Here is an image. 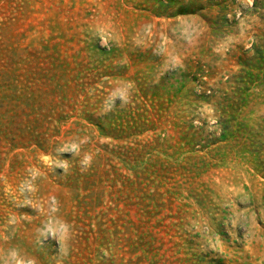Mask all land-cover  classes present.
Returning a JSON list of instances; mask_svg holds the SVG:
<instances>
[{"label": "rangeland", "instance_id": "1", "mask_svg": "<svg viewBox=\"0 0 264 264\" xmlns=\"http://www.w3.org/2000/svg\"><path fill=\"white\" fill-rule=\"evenodd\" d=\"M0 264H264V0H0Z\"/></svg>", "mask_w": 264, "mask_h": 264}]
</instances>
